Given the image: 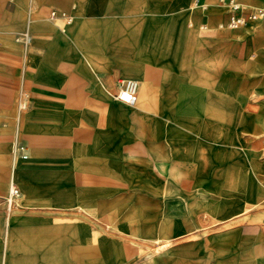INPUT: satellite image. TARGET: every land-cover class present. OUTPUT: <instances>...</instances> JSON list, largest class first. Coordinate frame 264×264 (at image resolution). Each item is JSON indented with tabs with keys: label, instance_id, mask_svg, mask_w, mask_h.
<instances>
[{
	"label": "rangeland",
	"instance_id": "rangeland-1",
	"mask_svg": "<svg viewBox=\"0 0 264 264\" xmlns=\"http://www.w3.org/2000/svg\"><path fill=\"white\" fill-rule=\"evenodd\" d=\"M242 1L249 9L262 3ZM212 2L221 7L218 0H142L143 39L158 42L156 53L144 52L148 59L180 73L184 87L204 61L207 107L242 113L235 139L199 148L197 159L173 148L169 163H157L149 146H136L142 140L133 106L109 96L98 101L88 88L86 95L94 98L80 105L68 93H56L52 82L40 89L38 47L56 43V36L31 33L26 41L17 36L22 29L11 31L0 20V112L12 109L16 125L23 100L27 110L41 106L47 112L37 120L41 134L65 137L44 148L34 145L43 148L37 155L46 162L23 176L26 192L16 166L34 154L12 157L9 151L0 175V264L6 253L11 264H264V69L246 66L261 59L264 39H248L245 25L220 27L228 15ZM51 11L42 21L70 24ZM150 15L157 20H146ZM256 24L264 33L261 20ZM227 33L233 36L225 38ZM75 70L62 68L66 85ZM38 92L48 98H34ZM78 129H87L89 137L76 135ZM20 136L25 139L22 131ZM82 174L93 180L80 179ZM14 178L21 195L10 225L7 195Z\"/></svg>",
	"mask_w": 264,
	"mask_h": 264
},
{
	"label": "crops",
	"instance_id": "crops-1",
	"mask_svg": "<svg viewBox=\"0 0 264 264\" xmlns=\"http://www.w3.org/2000/svg\"><path fill=\"white\" fill-rule=\"evenodd\" d=\"M201 2L202 6H205L204 9H210L206 1ZM212 3L213 8L227 13L226 7ZM50 9L67 11L74 16V20L66 27H52L42 21ZM26 15L28 22L25 29L23 25ZM157 16L150 15L145 19L157 20ZM1 19L2 24L11 31L22 29L17 36L27 35L26 41L30 39L31 33L42 35L51 32L56 36V43L38 47L43 52L38 56L37 63L40 89L52 82L56 93H68L77 105L94 98L86 95L87 88L97 96L98 101L109 96L115 102H119L111 95L118 81L122 78H135L138 81L136 101L130 106L134 107L135 129L137 136L142 140L141 146L138 145V141L136 146H149L152 156H156L157 163H169L168 157L173 148L180 149L178 152L181 157L188 155L189 158L197 159L200 157L199 148L223 147L224 139L236 138L233 131L238 127V116L242 113L235 107H207L204 61L198 65V74L191 75L187 80L189 86L184 87L180 73L170 70L168 65L166 69L160 68L157 66L158 60L148 59L144 52L156 53L158 42L157 38L152 39L150 43L143 39L142 0H0ZM256 23L253 27L243 28L244 35L252 41L264 39V33ZM261 25L264 28L263 21ZM155 32L157 33V27ZM230 34L227 33L224 37H230L232 35ZM255 57L251 56L252 59ZM1 66L3 67L4 63L0 61ZM246 66L252 72L264 69V50H261L260 60L252 64L247 63ZM63 67L76 69L75 73L70 74L72 83L67 85L65 84L67 75L63 73ZM128 74L132 76H126ZM184 90L185 93L188 92L186 95ZM45 95L38 92L34 98L42 101L48 98ZM57 98L55 96V99ZM100 104L102 106L103 103ZM26 108L27 101L23 100L19 106L16 125L12 109L8 107L5 113L0 112V175L7 171L9 151L14 157L11 143L15 135L26 145L27 158L34 154L32 159L16 166V176L24 192L27 191V185L23 183V176L29 177L46 162L45 159L38 157L43 148L47 147L46 144L53 140L60 142L65 140L62 135L54 138L41 134L42 130L37 120L39 116L46 115L45 108L41 106L29 110ZM55 114L59 115L58 112ZM212 116L214 118H208ZM154 127L157 128L156 132ZM20 131L23 132L25 139L20 136ZM229 131L231 133L228 135ZM75 133L86 139L89 137L87 129H78ZM144 140L146 142L143 143ZM37 142H41L43 148L34 147ZM58 153L64 155L62 151ZM59 158L61 161L67 160ZM79 178L93 180V177L87 174H82ZM12 211L13 208L8 217L10 225L14 217ZM72 226L73 224L70 225ZM8 240L7 232L6 243ZM47 250L45 248L44 252ZM39 263L41 261L38 260L33 264ZM3 264H11L7 253L3 258Z\"/></svg>",
	"mask_w": 264,
	"mask_h": 264
},
{
	"label": "built area",
	"instance_id": "built-area-1",
	"mask_svg": "<svg viewBox=\"0 0 264 264\" xmlns=\"http://www.w3.org/2000/svg\"><path fill=\"white\" fill-rule=\"evenodd\" d=\"M220 4L227 9L228 19L226 22L220 23V27H227L230 29H237L249 22L250 20H261L264 22V1L256 8L249 9L246 8L241 0H218ZM197 4V2H196ZM53 17H59L64 19L67 23H71L74 20V16L67 11H58L53 9L51 11ZM24 35L20 37L26 40ZM257 54L252 53V57ZM138 89V81L135 78L128 77L122 78L118 81L116 89L111 92L112 97L121 103L128 105H133L136 101V91ZM11 151L14 156H19L22 158H27V148L26 145L19 139L17 135L14 136L11 143ZM20 191L19 187L14 181L11 180L9 185V191L7 195V207L10 212L11 209L16 205V198L18 197Z\"/></svg>",
	"mask_w": 264,
	"mask_h": 264
},
{
	"label": "bare ground",
	"instance_id": "bare-ground-1",
	"mask_svg": "<svg viewBox=\"0 0 264 264\" xmlns=\"http://www.w3.org/2000/svg\"><path fill=\"white\" fill-rule=\"evenodd\" d=\"M258 21L259 20H250L249 22H247V24H245V26H251V27H253L255 25V23L258 22ZM14 181H15V178H14ZM18 196H20V193H19Z\"/></svg>",
	"mask_w": 264,
	"mask_h": 264
}]
</instances>
